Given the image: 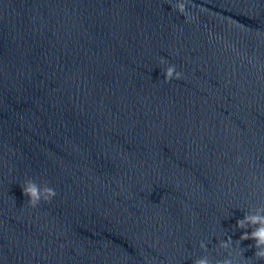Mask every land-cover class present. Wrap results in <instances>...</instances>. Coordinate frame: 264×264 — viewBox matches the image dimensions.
<instances>
[{"label": "clouds", "instance_id": "obj_1", "mask_svg": "<svg viewBox=\"0 0 264 264\" xmlns=\"http://www.w3.org/2000/svg\"><path fill=\"white\" fill-rule=\"evenodd\" d=\"M186 0H177L174 7L175 9L185 16L186 22H190L193 17L187 12ZM201 11L205 9L201 8ZM165 61L161 59V63ZM182 74L176 71L174 65H170L165 69L164 78L165 82H169L172 79H181ZM22 192L25 197L28 198V204L30 207H36L42 200L50 202L57 193L49 187L47 183L43 186L38 185L35 181L29 179L22 186ZM236 228L244 230L237 242L240 244L245 240H253L255 243L250 247H255L256 251L254 256L259 260H264V206H258L250 209L244 214L242 219L236 221ZM251 229V231H249ZM200 248L207 252V245L204 241L200 242ZM219 248L227 252V256L222 260L215 261V264H239L236 256H243V253H236L233 255V239L228 236L225 240L219 242ZM248 259V258H247ZM193 264H214L213 260L205 255L197 258L193 261Z\"/></svg>", "mask_w": 264, "mask_h": 264}]
</instances>
